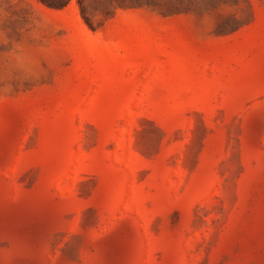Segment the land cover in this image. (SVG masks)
<instances>
[{"label":"rangeland","instance_id":"obj_1","mask_svg":"<svg viewBox=\"0 0 264 264\" xmlns=\"http://www.w3.org/2000/svg\"><path fill=\"white\" fill-rule=\"evenodd\" d=\"M0 264H264V0H0Z\"/></svg>","mask_w":264,"mask_h":264},{"label":"trees","instance_id":"obj_2","mask_svg":"<svg viewBox=\"0 0 264 264\" xmlns=\"http://www.w3.org/2000/svg\"><path fill=\"white\" fill-rule=\"evenodd\" d=\"M43 3H46L47 5L51 7H64L68 4L69 0H40Z\"/></svg>","mask_w":264,"mask_h":264}]
</instances>
